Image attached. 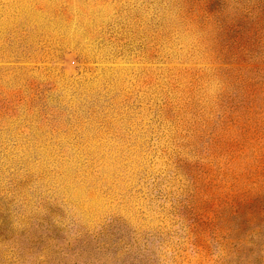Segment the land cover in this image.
I'll use <instances>...</instances> for the list:
<instances>
[{"label":"rangeland","instance_id":"obj_1","mask_svg":"<svg viewBox=\"0 0 264 264\" xmlns=\"http://www.w3.org/2000/svg\"><path fill=\"white\" fill-rule=\"evenodd\" d=\"M0 264H264V0H0Z\"/></svg>","mask_w":264,"mask_h":264}]
</instances>
